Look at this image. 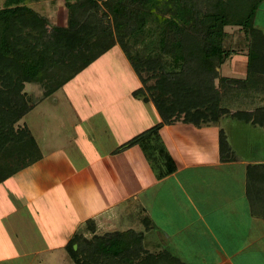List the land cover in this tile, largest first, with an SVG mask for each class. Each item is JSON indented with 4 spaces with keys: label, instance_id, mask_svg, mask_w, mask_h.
I'll return each instance as SVG.
<instances>
[{
    "label": "crops",
    "instance_id": "obj_1",
    "mask_svg": "<svg viewBox=\"0 0 264 264\" xmlns=\"http://www.w3.org/2000/svg\"><path fill=\"white\" fill-rule=\"evenodd\" d=\"M66 1L26 0L25 4L44 15L50 25L64 26ZM260 10L264 13V0L253 22L264 31ZM224 31V47L236 51L217 69L222 76L244 78L248 40L241 26L227 24ZM224 66L232 75L222 73ZM140 86L128 58L114 45L36 102L32 109L43 101L42 110L48 108L49 119L58 118L59 125L66 119L74 126L68 145L48 139V154H44L25 121L41 157L0 185H12L27 199L25 205L32 215L36 213L37 221L48 217V225H43L41 236L33 237L20 219L16 229L7 214H0V264H18L40 254L48 259L61 249L66 252L80 226L84 236L91 235L90 228L96 234L143 231L148 251L167 249L184 264H264V219L251 214L245 186L247 167L264 165V112L224 114L202 126L164 124L159 135L175 170L158 177L140 146L116 150L161 121L151 101L132 95ZM250 96L228 89L223 103L235 97L254 103ZM58 108L63 113L54 114ZM43 129L51 133L47 123ZM220 130L229 146L225 160L219 151ZM27 170H32L29 175L35 183L22 177ZM146 217L153 228L145 230L142 220L147 221ZM87 220L93 224L87 225ZM120 223L123 226L117 228Z\"/></svg>",
    "mask_w": 264,
    "mask_h": 264
},
{
    "label": "trees",
    "instance_id": "obj_2",
    "mask_svg": "<svg viewBox=\"0 0 264 264\" xmlns=\"http://www.w3.org/2000/svg\"><path fill=\"white\" fill-rule=\"evenodd\" d=\"M262 1L68 0L67 23L58 26L50 25L44 15L25 4L26 0H5L0 8V182L41 157L23 117L36 102L114 45L121 47L141 81L132 95L151 101L161 118L116 150L140 146L158 177L175 170L159 135L164 124L202 126L217 122L224 114L264 112L261 105L228 113L222 104L228 89L247 91L252 87L264 97V31L253 23ZM153 23L161 25L159 37L144 43L149 53L139 57L140 49L133 50L130 38L148 33L152 37ZM227 24L241 26L248 40L244 78L222 76L217 69L236 51L224 47ZM131 51H137V56ZM30 83H38L43 89L35 103L32 93L25 89ZM219 151L222 160L228 158L223 130L219 133ZM263 183L264 165L248 166L245 186L249 209L264 219ZM145 219V230L153 228L150 219ZM88 230L90 236L77 231L66 245L74 264H184L167 249L148 251L143 246V231L96 234Z\"/></svg>",
    "mask_w": 264,
    "mask_h": 264
},
{
    "label": "rangeland",
    "instance_id": "obj_3",
    "mask_svg": "<svg viewBox=\"0 0 264 264\" xmlns=\"http://www.w3.org/2000/svg\"><path fill=\"white\" fill-rule=\"evenodd\" d=\"M4 4H5V0H0V8L3 7ZM259 6H260V4H259ZM259 6H258V8H259ZM261 7H263V6H261ZM102 9H103V7L99 10V13L101 12ZM259 15H258V18L261 20H264V13H262L261 10L259 12ZM152 28L153 29L150 31L151 33L154 32L152 37L149 36L150 33H148L147 35L146 34H141V35L136 34L135 36L130 38L131 40L129 43L132 44V46L134 45L133 50H135L136 48L140 49V51H138L139 57H142L143 52L149 53L147 47L144 46V43L151 41V40L153 42V41H155L156 38L159 37L157 32H160L161 25H159L157 23H153ZM130 44H129V46H131ZM141 45H143V46H141ZM154 45H155V43H154ZM130 48L131 47H129V49ZM141 50H143V51H141ZM131 52H133V55L137 56V51H131ZM228 69H229L228 67H225V66L222 67V73L225 75H228V74L232 75L229 73ZM114 78H115V76H114ZM85 84H87V83H85ZM25 87H26L25 88L26 90H28L29 92L32 93L33 102L35 103L41 97V94L43 91L42 87L38 83L26 84ZM243 92L251 94L250 97L254 101V103H246L245 101L242 102L241 101L242 97H239V98L235 97V98L231 99V100H233L232 102L223 103L224 102L223 101L224 97H223L222 98V104L225 107H227L228 113L231 110L232 111L233 110H239V109L240 110H249L251 108L254 109L255 108L254 106L264 105V97L259 91H256L254 88L251 87L247 91H243ZM246 101H250V100L246 99ZM41 103H43V101L38 103L34 107V109H32L29 113H27L23 117V120L26 121L27 124H29L31 126V128L33 129L36 140L42 148V152L44 154L45 153L48 154V151H46V149L49 146L46 143V141L48 139L52 138V139H56L57 141H59L61 145H63V144L68 145L69 137L72 134V127L74 126V124L72 122L69 123L68 120H66V119H63L62 121L65 123H63L62 125H59L58 122L60 120L58 118H56V119L53 118L52 120L49 119L50 117L48 118L47 112H46V110L48 111V108H46V110H42L43 104H41ZM68 108H69L68 109L69 112L73 111V108H71V107H68ZM60 110H62L61 107H60ZM60 110H59V108L56 109L54 114L63 113ZM49 114H50V112H49ZM78 117L79 116H76L75 119H77ZM46 123H47L48 129L51 132L49 134L45 133L44 129H43V126ZM49 123H50V125H48ZM73 140H75V138ZM27 171H29V172H27ZM27 171L23 172L22 177H24L25 180H29L32 183H35L36 181H34L35 179H33L34 176L29 175L30 171L32 172V170H27ZM12 178H13V181L16 182L17 175L12 177ZM42 199L45 200V198H41V200ZM26 202H27V199L18 195V192L16 193L15 188H13L12 185H5V184L0 185V214H7V216L10 218V220L12 221V223L16 229H17L18 221L20 219L23 224H26L29 227L33 237L34 236L37 237V235L41 236L42 232L44 231V228H45L44 226L48 225V217H44L41 222H38L36 213H34L32 215V213H31L32 209L29 206L25 205ZM18 213H19V216H18ZM23 224H21V226H23ZM116 226H117V228H121L123 226V224L120 223V224H117ZM81 228H82V226H80V228L77 231L81 232ZM40 240H42V239H40ZM58 251H59L58 254H55V256L52 255L50 258H48L47 257L48 255H47L46 257L48 259H46L43 255L40 254V255L34 256L33 259H32V256H30V257H28L22 261H19L18 264H74L72 259L65 252V250L61 249Z\"/></svg>",
    "mask_w": 264,
    "mask_h": 264
},
{
    "label": "water",
    "instance_id": "obj_4",
    "mask_svg": "<svg viewBox=\"0 0 264 264\" xmlns=\"http://www.w3.org/2000/svg\"><path fill=\"white\" fill-rule=\"evenodd\" d=\"M74 248H75V245H74Z\"/></svg>",
    "mask_w": 264,
    "mask_h": 264
}]
</instances>
